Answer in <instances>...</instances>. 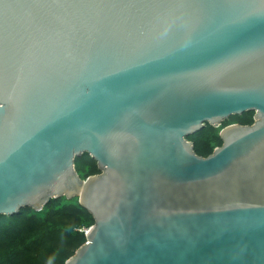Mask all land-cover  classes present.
<instances>
[{
    "label": "water",
    "instance_id": "1",
    "mask_svg": "<svg viewBox=\"0 0 264 264\" xmlns=\"http://www.w3.org/2000/svg\"><path fill=\"white\" fill-rule=\"evenodd\" d=\"M61 198L65 264H264V0H0V219Z\"/></svg>",
    "mask_w": 264,
    "mask_h": 264
},
{
    "label": "trees",
    "instance_id": "2",
    "mask_svg": "<svg viewBox=\"0 0 264 264\" xmlns=\"http://www.w3.org/2000/svg\"><path fill=\"white\" fill-rule=\"evenodd\" d=\"M253 113L231 117L221 127L251 126ZM195 153L207 157L222 141L215 128L207 126L188 138ZM81 180L100 174L96 163L85 155L75 161ZM92 216L77 198L51 201L40 212L26 209L18 216L0 219V264H65L85 242L83 230L93 225Z\"/></svg>",
    "mask_w": 264,
    "mask_h": 264
},
{
    "label": "rangeland",
    "instance_id": "3",
    "mask_svg": "<svg viewBox=\"0 0 264 264\" xmlns=\"http://www.w3.org/2000/svg\"><path fill=\"white\" fill-rule=\"evenodd\" d=\"M215 130L217 133H220V131L222 130V127L215 128ZM88 229H84L83 232H86Z\"/></svg>",
    "mask_w": 264,
    "mask_h": 264
},
{
    "label": "built area",
    "instance_id": "4",
    "mask_svg": "<svg viewBox=\"0 0 264 264\" xmlns=\"http://www.w3.org/2000/svg\"><path fill=\"white\" fill-rule=\"evenodd\" d=\"M86 232H84V235H85Z\"/></svg>",
    "mask_w": 264,
    "mask_h": 264
}]
</instances>
